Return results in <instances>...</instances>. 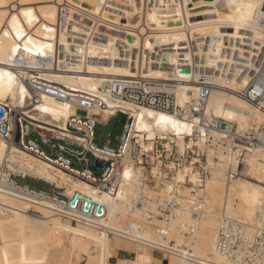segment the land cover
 I'll use <instances>...</instances> for the list:
<instances>
[{
	"label": "bare ground",
	"instance_id": "1",
	"mask_svg": "<svg viewBox=\"0 0 264 264\" xmlns=\"http://www.w3.org/2000/svg\"><path fill=\"white\" fill-rule=\"evenodd\" d=\"M100 1L0 0V72L11 73L12 76L11 80L8 75L0 77V100L10 99L19 106L18 113L31 121L35 120L37 124L38 120L31 116L34 111L48 114L55 120L53 123L56 125L64 122L63 128L58 130L39 125L72 135V129L66 122L71 113L69 104H78L86 97L98 108L96 110L102 112L104 120L115 112L116 107L130 110L135 114L134 125L138 131H147L149 138L157 135L170 137L176 141L180 151H183L191 144L185 139L190 127L183 119L170 112L155 111L147 107L136 109L128 103L116 104L108 99L102 103L94 101V97L100 95L99 87L104 81L119 76L134 77L128 65L106 59L115 54V34L111 33L109 40L105 41L102 47L93 39L94 26L98 19L106 16V12L100 8ZM263 6L264 0H183L176 9H173L175 13H170L171 8L166 7L164 14H159L155 7L150 5L143 18L138 14L139 11L129 13L124 20L126 27L120 35L128 41L131 48H138L140 54L154 51L158 46H173L189 41V46H185V58L191 62L184 63L187 66L183 68L178 66L175 70L165 63L159 68L150 69L144 65L146 70L143 71L146 77L176 83L179 103L185 105L189 91L196 88L198 81L190 39L211 36L213 39L208 48H204V53L208 58H214L223 46L220 39L214 40L215 36L231 33V36L235 37L244 35L262 37V31L253 21L256 15H262ZM60 14L68 15L73 20L67 31H60L57 28ZM113 19L118 20L115 17ZM5 32L8 34L5 35ZM67 37H72L78 53L84 56L78 61L67 63L65 71L35 73L32 76L37 79L34 83L31 80H23L20 70L8 66L19 51H23L27 56L52 52L57 41L66 42ZM201 46L199 45L198 51L200 54L203 53ZM187 47H190V51ZM168 54L173 64L178 62L176 53ZM103 58L105 59L102 60ZM190 63L192 67L188 66ZM215 80L219 82L220 77H216ZM37 88L59 91L63 96L61 97L63 102ZM28 96H32V101L27 105ZM207 111L238 123L241 127L256 126L263 116L246 99L237 96L233 91L220 88H214L212 91ZM38 117L40 121L44 120L43 115ZM213 136L214 140L222 137L217 132H214ZM200 144L202 146V143ZM225 150L220 143L218 161H213L209 153L211 173L202 190L204 201L200 215L194 216L189 208H186L174 226L163 229L166 236L174 240L178 247L177 251L170 254L171 260L165 264H231L215 248L216 235L224 217L246 224L247 233H253L255 214L264 194V147L255 146L246 151L245 166L246 169L249 167L252 175L236 177L229 184L226 182L228 154ZM15 151L16 149L9 147L0 137V167L7 156L14 158ZM18 152L23 157L15 158L18 162L49 181H57L59 186L66 188V193L72 194L77 190L102 203L110 202L113 205L114 198L108 192L99 191L81 179H71L65 171L52 163L22 149L18 148ZM8 164L12 165L10 162ZM130 175L129 170H126L124 179H129ZM172 179L169 185L172 181L182 180L183 175L174 174ZM189 191V187H184V194L189 196ZM37 194L26 192L23 188L10 187L6 181L0 184V264H45L50 249L61 244L63 238L59 230L65 218L58 212L52 198L46 196L39 198ZM191 229L193 233L189 240L186 233ZM67 232L70 234L67 249L69 248L72 256L86 255L87 264H107L108 256L118 253L121 244L129 241L119 237H113L115 240L112 241V237L104 228L81 220L75 223L74 230ZM153 236L154 227L148 225L145 237L151 239ZM129 242L136 244L130 254L134 257L128 258L130 255L119 254L115 264H163L162 254L158 251L152 250L146 244ZM184 245L189 247L188 250ZM93 247L95 249L92 251Z\"/></svg>",
	"mask_w": 264,
	"mask_h": 264
},
{
	"label": "built area",
	"instance_id": "2",
	"mask_svg": "<svg viewBox=\"0 0 264 264\" xmlns=\"http://www.w3.org/2000/svg\"><path fill=\"white\" fill-rule=\"evenodd\" d=\"M182 1H100V8L106 12V16L98 19L94 26L93 39L102 47L103 43L109 40L110 34H115V54L106 59L128 65L134 77L119 76L104 81L99 87L100 95L94 97V101L102 103L108 99L116 104L128 103L136 109L147 107L155 111L170 112L189 125L190 132L185 135V139L191 144L180 151L176 141L170 137L157 135L149 138L147 131H138L134 125L135 114L130 110L116 107L115 112L110 114L107 120L99 113L95 117L94 112L98 108L86 97L78 104L71 105V113L66 122L72 129V135L42 127L18 113L19 106L10 99L0 100V137L9 147L16 149L14 158L7 156L0 167V184L6 181L10 187L38 193L39 198L45 196L52 198L54 201H50L57 205V210L63 218L73 223L81 220L97 225L104 228L112 238L119 237L133 243L146 244L165 258L178 250L175 241L170 240L163 229L174 226L186 208H189L194 216H199L202 212L204 201L202 190L211 173L209 153L213 161H218L220 143L226 148L228 166L225 173L226 182L229 184L232 179L243 174L246 151L255 146L264 147V6L262 15H256L253 21L262 31V37L215 36L214 40L220 39L223 42L217 57L208 58L204 53V48H208L213 39L211 36L194 39L190 37L198 81L196 88L189 91L185 105L179 103L176 83L146 77L143 71L146 70L144 65L150 69L159 68L165 63L175 70L178 66L179 68L187 66L184 63L191 62L185 58V46H189V41L173 46H158L154 51L140 54L138 48H131L128 41L121 38L120 32L126 27L124 20L132 11H139L138 14L143 18L149 6L153 5L159 14H164L166 7L171 8L170 13H175L173 9ZM113 17L118 20H114ZM72 23L70 16L60 14L57 28L60 31H67ZM199 45H202V54L198 53ZM187 50L190 51V47H187ZM168 52L176 53L177 63L173 64L169 60ZM83 56L78 53L72 37H67L66 42L58 40L52 52L27 56L23 51H19L8 66L20 70L23 80L36 83L37 79L32 77L35 73L65 71L67 63L78 61ZM188 66L192 67V63ZM216 77H220L219 82L215 80ZM214 88L233 91L237 96L249 101L262 113L260 123L253 127H241L238 123L208 112L207 103ZM37 89L47 95L60 99L63 97L59 91ZM31 101L32 97L28 96L26 103L29 104ZM79 108L87 109L86 117L77 115ZM117 112L126 114L129 118L120 147L115 150L97 146L94 142L97 123H106ZM45 129L51 133V137L48 138L41 133ZM214 132L222 137L214 140ZM36 134L45 144L51 143V153H47L41 147L38 138L34 137ZM52 139L58 141L73 139L82 150L73 152L61 144L57 150ZM18 148L52 163L73 180L81 179L99 191L108 192L114 198L113 205L110 202L102 203L77 190L72 194L66 193V188L59 186L57 181H49L18 162L15 158L23 159ZM64 150L85 160L86 154L92 153L96 161L103 162L102 166L96 164L102 169V174L97 175L89 167L79 169L72 166L71 160L63 154ZM126 170L131 173L129 179H124ZM178 173L183 175V179L172 181L169 185L173 175ZM28 177L53 185L56 192L50 194L19 182L20 179ZM184 187H189V196L183 193ZM76 194L80 197L72 204L71 201ZM87 199L91 200L88 207ZM100 205L101 212L98 211ZM148 225L154 227V236L151 239L145 237ZM191 233L193 229L186 233L189 240ZM184 248L188 250L189 247L184 245ZM215 248L231 264H264V194L255 214L253 233H247L246 224L224 217L216 235Z\"/></svg>",
	"mask_w": 264,
	"mask_h": 264
},
{
	"label": "rangeland",
	"instance_id": "3",
	"mask_svg": "<svg viewBox=\"0 0 264 264\" xmlns=\"http://www.w3.org/2000/svg\"><path fill=\"white\" fill-rule=\"evenodd\" d=\"M229 36H231V33H228ZM32 97V96H30ZM58 101L63 102L61 99L56 98ZM28 104V103H27ZM71 105L69 104V108L71 110ZM26 108V107H25ZM87 109H82L79 108L77 111V115L80 117H86L87 116ZM102 114L99 110H95L94 116L97 117L99 114ZM37 116H36V115ZM33 115V118L38 120V124L45 125L48 127L52 128H58V130H61L64 126V122L56 125L53 123L55 120H53L48 114H42V113H35L33 112L31 116ZM43 115L44 120L40 121L38 116ZM32 122L35 123V120ZM129 122V118L126 114H123L121 112H117L115 115H113L109 121L106 123L103 122H98L96 127H95V144L99 147H107L110 149H118L121 145V139L122 136L125 133V127L126 124ZM41 133H44L48 138L51 137V133L45 129ZM34 137L38 138L41 147L46 150L47 153H51L50 145L51 143L45 144L42 139L40 138L39 135H35ZM52 143L56 144V149H58V145L61 144L65 148L76 152L82 150V148L78 145L76 141L73 139H68L66 141H58L56 139H52ZM63 154L71 160L73 163L72 166L77 167L79 169L83 168H90L94 173L97 175L102 174V169L100 167L96 166V159L93 156L92 153H87L86 154V160L85 159H79L76 155L69 151L63 152ZM247 170V171H246ZM252 175V172L250 171L249 167L248 169L245 168L243 169V174L239 175L238 177H248ZM20 183L25 184L27 186H30L32 188L38 189V190H43L47 193L54 194L56 192V189L54 188L53 185L43 181V180H38L34 178H26V179H20ZM75 228V223L71 222L68 219H64L60 230L59 234L62 236L63 240L60 245H57L50 249L49 254L46 257L45 264H68L67 262H70V264H87L88 258L86 255L79 254V255H74L69 252V241H70V234L67 232L68 230H74ZM115 238H112V241H114ZM136 247V244H132L129 241H124L121 244V247L119 248V252L112 255L108 256L107 258V264H113L116 263L119 259V254L121 255H130L134 251V248ZM95 249V247L92 248V251ZM69 253V254H68ZM71 254V255H70ZM134 256L130 255L128 258H133ZM171 260V256L167 258H163V264L167 263V261Z\"/></svg>",
	"mask_w": 264,
	"mask_h": 264
},
{
	"label": "water",
	"instance_id": "4",
	"mask_svg": "<svg viewBox=\"0 0 264 264\" xmlns=\"http://www.w3.org/2000/svg\"><path fill=\"white\" fill-rule=\"evenodd\" d=\"M96 164L97 165H99V166H102L103 165V162L102 161H99V160H97L96 161ZM80 197V195L79 194H76L75 195V198L71 201V203L72 204H75V202H76V200H77V198H79ZM90 202H91V200L90 199H87V205H86V207H88L89 206V204H90ZM99 212H101V205H100V207H99V210H98Z\"/></svg>",
	"mask_w": 264,
	"mask_h": 264
},
{
	"label": "snow or ice",
	"instance_id": "5",
	"mask_svg": "<svg viewBox=\"0 0 264 264\" xmlns=\"http://www.w3.org/2000/svg\"><path fill=\"white\" fill-rule=\"evenodd\" d=\"M251 7V6H250ZM27 15H30V13H26ZM13 19H15V17H13ZM8 33L7 32H5V35H7ZM16 49H13V51H15ZM4 75H8V77H9V79L11 80L12 79V76H11V73H3V72H0V77H2V76H4ZM162 119H164L163 117H162ZM126 175H127V173H126Z\"/></svg>",
	"mask_w": 264,
	"mask_h": 264
},
{
	"label": "crops",
	"instance_id": "6",
	"mask_svg": "<svg viewBox=\"0 0 264 264\" xmlns=\"http://www.w3.org/2000/svg\"><path fill=\"white\" fill-rule=\"evenodd\" d=\"M163 258H165L163 255H162V260H163ZM164 263V262H163ZM113 264H115V263H113Z\"/></svg>",
	"mask_w": 264,
	"mask_h": 264
},
{
	"label": "trees",
	"instance_id": "7",
	"mask_svg": "<svg viewBox=\"0 0 264 264\" xmlns=\"http://www.w3.org/2000/svg\"><path fill=\"white\" fill-rule=\"evenodd\" d=\"M52 97V96H51ZM54 98V97H53ZM56 99V98H55ZM57 100V99H56ZM28 105V104H27Z\"/></svg>",
	"mask_w": 264,
	"mask_h": 264
}]
</instances>
